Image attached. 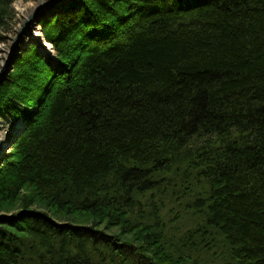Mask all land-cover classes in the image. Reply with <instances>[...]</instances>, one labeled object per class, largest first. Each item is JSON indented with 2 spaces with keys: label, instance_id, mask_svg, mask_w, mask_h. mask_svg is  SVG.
Returning <instances> with one entry per match:
<instances>
[{
  "label": "trees",
  "instance_id": "obj_1",
  "mask_svg": "<svg viewBox=\"0 0 264 264\" xmlns=\"http://www.w3.org/2000/svg\"><path fill=\"white\" fill-rule=\"evenodd\" d=\"M38 22L56 60L25 46L0 85L24 126L0 264H264V0H60Z\"/></svg>",
  "mask_w": 264,
  "mask_h": 264
},
{
  "label": "water",
  "instance_id": "obj_2",
  "mask_svg": "<svg viewBox=\"0 0 264 264\" xmlns=\"http://www.w3.org/2000/svg\"><path fill=\"white\" fill-rule=\"evenodd\" d=\"M59 1L60 0H52L51 2L45 5H42L34 12L33 15H31L29 18L26 19V22L22 25V28L18 32L17 37L13 41L10 55H9L7 62L4 65H2L0 68V85L4 82L6 76L8 75L9 71L13 67V64L18 59V56L21 55V51L24 48L23 43L27 39V37L30 38V42L26 45V47H28L31 44L38 45L41 52L47 56L46 52L40 47V43L32 39L34 35L33 31L36 32V30H39L42 36V31H41L38 21L42 15H46L50 11V9L53 8V6L57 4ZM42 39L45 42V44H48L43 38V36H42ZM51 47L53 48L52 45ZM23 129H24V126H16L15 133L20 135ZM10 145H11V142L8 143L7 148H9Z\"/></svg>",
  "mask_w": 264,
  "mask_h": 264
},
{
  "label": "rangeland",
  "instance_id": "obj_3",
  "mask_svg": "<svg viewBox=\"0 0 264 264\" xmlns=\"http://www.w3.org/2000/svg\"><path fill=\"white\" fill-rule=\"evenodd\" d=\"M51 1L52 0H29V1L18 0L12 5V9L14 10L16 14V20H15V23H13L12 33L8 36L7 44H0V68L2 65H4L7 62L9 55H10L13 41L17 37L18 32L22 28V25L26 22V20L24 21V19H22V17L18 13V11L16 10V7L21 4L22 6H28L30 9H32L29 16L27 17L29 18L31 15L34 14V12L39 7ZM15 127H16V123L12 121L11 119L9 118H5L2 120L0 119V156L7 155L8 149H6V147L11 139L12 133L15 132L14 130Z\"/></svg>",
  "mask_w": 264,
  "mask_h": 264
},
{
  "label": "bare ground",
  "instance_id": "obj_4",
  "mask_svg": "<svg viewBox=\"0 0 264 264\" xmlns=\"http://www.w3.org/2000/svg\"><path fill=\"white\" fill-rule=\"evenodd\" d=\"M34 8H33V10H34ZM16 10L18 11V13L22 17V19H24V21L26 20V18L29 16L30 12L32 11V9H30L28 6H22L21 4L16 7ZM33 34L34 35H33L32 39L36 40L40 43V47L46 52L47 56L53 60H56V52L54 51V48H52L50 44H45L39 30H36V32L33 31ZM29 42H30V39L27 38L23 43V47H25ZM3 119H5V118H3ZM17 125H19V123H17L16 126ZM15 129H16V127H15ZM17 135L18 134H16L15 132L12 133L11 139L9 141V142H11V145L9 148L6 147V149H8L7 155L9 154L10 149H11L12 145L14 144V142L16 141V139L20 136V135H18V136Z\"/></svg>",
  "mask_w": 264,
  "mask_h": 264
}]
</instances>
